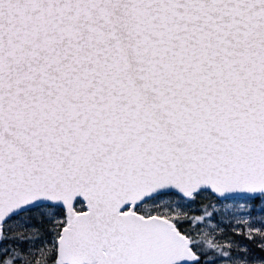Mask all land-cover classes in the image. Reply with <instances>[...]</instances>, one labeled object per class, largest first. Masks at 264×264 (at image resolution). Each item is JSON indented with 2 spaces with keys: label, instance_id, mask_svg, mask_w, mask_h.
<instances>
[{
  "label": "snow or ice",
  "instance_id": "1",
  "mask_svg": "<svg viewBox=\"0 0 264 264\" xmlns=\"http://www.w3.org/2000/svg\"><path fill=\"white\" fill-rule=\"evenodd\" d=\"M0 264H264V0H0Z\"/></svg>",
  "mask_w": 264,
  "mask_h": 264
}]
</instances>
